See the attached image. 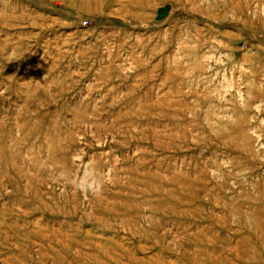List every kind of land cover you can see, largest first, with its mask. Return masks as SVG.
I'll use <instances>...</instances> for the list:
<instances>
[{
  "label": "rangeland",
  "instance_id": "374dc122",
  "mask_svg": "<svg viewBox=\"0 0 264 264\" xmlns=\"http://www.w3.org/2000/svg\"><path fill=\"white\" fill-rule=\"evenodd\" d=\"M0 264H264V0H0Z\"/></svg>",
  "mask_w": 264,
  "mask_h": 264
}]
</instances>
